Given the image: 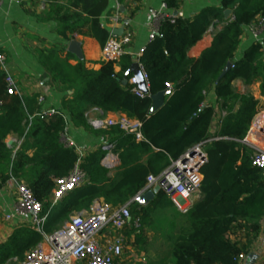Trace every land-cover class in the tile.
<instances>
[{
	"label": "trees",
	"instance_id": "trees-1",
	"mask_svg": "<svg viewBox=\"0 0 264 264\" xmlns=\"http://www.w3.org/2000/svg\"><path fill=\"white\" fill-rule=\"evenodd\" d=\"M48 4L46 18L57 23L60 36L82 34L104 46L110 36L100 18L109 0H44ZM123 4L125 0H118ZM169 9L178 10V0H165ZM233 15L226 18L225 10ZM264 17V0H220L218 7L201 10L193 18L175 16L164 19L155 39L139 57L144 67L151 95L169 91L163 105L154 110L151 97H140L124 76L134 60L123 56L119 70L117 62L102 61L98 70L86 67L83 60L69 64L74 58L68 53L51 61L53 78L72 90L62 100L64 111L78 127L92 130L86 112L97 106L104 114L119 113L141 123L142 140L119 126L95 130L102 135L120 157L118 173L102 164L106 150L99 146L80 166L87 182L70 191L57 204L52 195L56 180L66 177L78 162L75 147H65L61 141L67 123L63 118L41 116L36 97L9 94L6 74L0 72V189L14 176L32 189L43 205L46 216L44 230L52 233L70 216L89 209L97 199L113 207L128 204L131 220L139 218V226L128 229V237L136 234L133 244H139V229L143 221L157 209L174 206L162 191L147 205L134 198L145 187L149 176H158L191 147L201 144L208 155L202 168V197L186 212L189 232L173 238L170 264H238L241 254H249L252 241L258 236L264 217V176L252 162L254 149L245 143L260 101L251 94H240L232 84L241 79L246 84L260 81L264 96V42H256L235 59L244 28ZM214 20L224 23L214 34L212 46L198 58L188 55L204 36ZM58 49V48H57ZM56 54V51H51ZM230 71L223 76L226 66ZM132 74L127 76V80ZM171 85V89L169 87ZM215 87L217 101L225 114L216 137H210L215 109L206 103L209 89ZM238 106V107H237ZM237 107V108H236ZM23 139L20 148L6 142L8 136ZM32 150V154L29 151ZM244 228L245 244L231 237L235 229ZM139 232V233H138ZM41 240V233L30 224L15 228L6 242L0 243V264H19L29 249Z\"/></svg>",
	"mask_w": 264,
	"mask_h": 264
},
{
	"label": "crops",
	"instance_id": "crops-1",
	"mask_svg": "<svg viewBox=\"0 0 264 264\" xmlns=\"http://www.w3.org/2000/svg\"><path fill=\"white\" fill-rule=\"evenodd\" d=\"M164 2L165 0H125L123 4H120L118 0H109V6L101 16L100 21L105 28L112 32L116 28H123L121 20H128L127 28L132 31L133 38L131 44L127 46V55L133 59L150 42L149 35L152 29L153 14L161 8ZM178 2V10L168 8L166 12L174 15V12L177 11L176 16L178 17L193 18L205 8L218 7L220 5V0H178ZM48 8V4L44 0H3L0 8L1 49L7 56L9 73L16 81L19 92L17 95L36 97L37 106H40L41 111L50 108L60 109L62 100L73 92L70 89H61L63 84L54 80L53 72L55 70L50 62L56 56L65 60L70 52L74 55V58L68 60L69 64L76 65L79 60H83L87 68L98 70L102 63L103 49V46L96 39L87 35L75 33L69 34L70 40L62 38L57 31V23L46 18ZM116 18L120 20L118 21ZM223 25L224 23L214 20L202 39L190 49L188 55L191 58H198L204 50L211 47L215 32L221 29ZM72 41L78 43L80 53L70 50ZM256 42H264V30L260 32L257 39L251 32L250 27L246 26L241 36L235 59L241 58L245 50ZM52 50L56 51V54H51ZM124 61L125 58L123 57L117 64V70L120 69ZM0 72L5 73L2 70ZM232 84L238 93L251 94L260 101V107L264 105V96L261 94L259 80L252 84H246L243 80L236 78L232 80ZM40 98L43 99L41 102L39 101ZM206 103L211 104L215 109L210 137L219 138L216 137V134L225 111L221 109L217 101L215 87L209 89ZM86 113H89V120L99 117L118 118L123 116V114L119 113L104 114L102 109L97 106L89 108ZM93 129V127L92 130L78 127L68 117L67 134L73 140L75 146L82 149L84 153L82 160L99 146L107 143L104 137ZM247 140L251 145L245 143L250 147L264 149V137L259 138L254 134L248 133ZM6 142L8 145L13 146L15 150V148H20L23 139L10 135L6 138ZM113 149L106 151L102 164L111 165L108 167L111 169L110 176L115 177L118 173L120 157ZM29 154H32V150L29 151ZM6 167L7 165L0 166V170H4ZM185 197L188 201L187 206L190 208L202 197V192ZM16 200V190L6 183L0 189V243L6 242L11 238L16 227L22 224H29V222L20 218L10 221L6 220L5 217L12 212ZM97 200L103 201L102 198ZM141 204L145 205L144 203ZM90 209L81 211H89ZM259 223L261 230L252 241L250 249V252L254 251L260 254L256 264H261L264 261V217L260 219ZM236 233L239 237H237ZM231 237L240 240L242 244H245L248 239L247 231L244 228L235 229Z\"/></svg>",
	"mask_w": 264,
	"mask_h": 264
},
{
	"label": "built area",
	"instance_id": "built-area-1",
	"mask_svg": "<svg viewBox=\"0 0 264 264\" xmlns=\"http://www.w3.org/2000/svg\"><path fill=\"white\" fill-rule=\"evenodd\" d=\"M3 0H0V8ZM167 3L153 14L152 29L149 40L155 39L159 32L161 22L169 18L172 21L175 15L166 12ZM116 20H120L116 18ZM123 23V33L110 32V36L102 49V61L119 63L123 56L127 55V46L132 42L133 33L127 28L126 21ZM126 27V28H125ZM255 38H259L260 32L264 30V17L249 26ZM142 48L134 57L138 62L143 77L147 83V75L143 65L139 61ZM133 62V63H134ZM0 70L6 74L7 89L9 94H18L16 81L9 73L7 56L1 49L0 29ZM132 85V91L140 97H151L150 91L143 92L138 86V80L134 75L128 80ZM171 87V85H169ZM43 99L40 98L41 102ZM46 118H63L68 126L67 114L56 108L43 110L40 114ZM89 116V113H86ZM95 130L108 129L119 126L127 133H134L138 140L143 139L140 127L141 123L127 116L118 118H95L89 120ZM249 133L257 137H264V105L259 108L258 113L252 121ZM61 141L65 147H75L79 159L73 170L66 177L56 180V186L52 195L53 204L60 202L67 193L81 186L88 180V176L82 170L80 164L83 159V151L77 148L73 140L67 134V127L62 134ZM245 142L251 143L245 139ZM193 152H186L185 158H179L164 169L160 175H151L147 179L145 191L151 190L154 185H159L173 202L174 206L186 212L188 201L185 196L199 193L203 179L202 168L208 161V155L201 144L196 145ZM103 149L111 151L114 146L105 143ZM19 149L15 148L14 153ZM252 162L257 166L264 176V149L253 148ZM8 185L16 190L17 200L11 213L6 215V220L15 218L26 220L30 225L41 233L40 242L26 251L23 260L19 264H124L125 249L129 243L128 229L133 225L139 226V218L131 220V212L128 204L113 207L104 201L96 200L89 211L73 213L62 227L52 233L44 230L46 216L43 214V205L37 200L32 189L24 181L11 176ZM137 200V197L134 198ZM248 254H241L237 259L238 264H244Z\"/></svg>",
	"mask_w": 264,
	"mask_h": 264
},
{
	"label": "rangeland",
	"instance_id": "rangeland-1",
	"mask_svg": "<svg viewBox=\"0 0 264 264\" xmlns=\"http://www.w3.org/2000/svg\"><path fill=\"white\" fill-rule=\"evenodd\" d=\"M144 204L147 205L148 202ZM184 214L183 210L175 206L153 211L149 219L141 224L140 233L138 232L140 243L133 244L136 234L129 236L124 264H170L173 238L189 232Z\"/></svg>",
	"mask_w": 264,
	"mask_h": 264
},
{
	"label": "water",
	"instance_id": "water-1",
	"mask_svg": "<svg viewBox=\"0 0 264 264\" xmlns=\"http://www.w3.org/2000/svg\"><path fill=\"white\" fill-rule=\"evenodd\" d=\"M121 10H123V8H121ZM174 15H177V11L174 12ZM233 15V11L231 9H227L225 10V16L228 18L230 16ZM126 23H128V20H126ZM114 32L118 35H121L123 33V28H116L114 30ZM70 50L72 52L75 53H80V47L78 45V43L76 41H72L70 44ZM232 64L229 63L225 70L223 71L222 75L220 76L219 79H221L223 76H225L231 69ZM129 74H132L136 77V79L138 80V86L139 88L143 91V92H148L149 89L147 88V83L143 77L142 71L140 69V66L138 64V62H134L132 63V65L130 66V68L128 69V71L126 72L125 76H124V83H127V76ZM167 92H162V93H158L156 95H151V98L153 100V109L156 110L158 108H160L163 103H164V98L165 95L168 93ZM197 148V146H193L191 147L188 152H193L195 149ZM186 153H184L181 158H185ZM106 167H110L111 165H105ZM161 191L160 186L159 185H154L153 188L151 190H148L146 192H140L136 197L138 199V201L140 203H146L149 202L151 199H153L155 197V195L157 193H159ZM260 258V254L254 251H251L248 256L247 259L245 261L244 264H256L257 260Z\"/></svg>",
	"mask_w": 264,
	"mask_h": 264
}]
</instances>
